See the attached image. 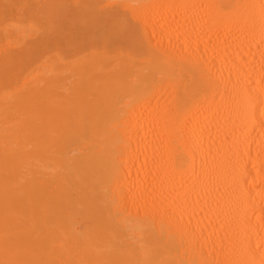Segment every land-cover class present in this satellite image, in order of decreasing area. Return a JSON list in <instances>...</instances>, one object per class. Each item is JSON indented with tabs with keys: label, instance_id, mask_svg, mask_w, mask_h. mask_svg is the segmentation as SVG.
Masks as SVG:
<instances>
[{
	"label": "bare ground",
	"instance_id": "bare-ground-1",
	"mask_svg": "<svg viewBox=\"0 0 264 264\" xmlns=\"http://www.w3.org/2000/svg\"><path fill=\"white\" fill-rule=\"evenodd\" d=\"M0 264H264V0H0Z\"/></svg>",
	"mask_w": 264,
	"mask_h": 264
}]
</instances>
